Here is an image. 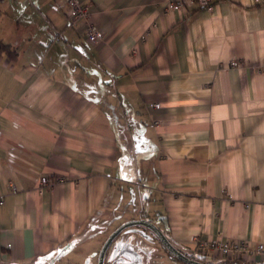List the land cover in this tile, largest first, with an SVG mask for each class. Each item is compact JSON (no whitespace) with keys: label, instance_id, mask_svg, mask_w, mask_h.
I'll use <instances>...</instances> for the list:
<instances>
[{"label":"crops","instance_id":"1","mask_svg":"<svg viewBox=\"0 0 264 264\" xmlns=\"http://www.w3.org/2000/svg\"><path fill=\"white\" fill-rule=\"evenodd\" d=\"M170 1L85 0L93 43L66 0H0V264H98L138 218L264 244V0Z\"/></svg>","mask_w":264,"mask_h":264},{"label":"built area","instance_id":"2","mask_svg":"<svg viewBox=\"0 0 264 264\" xmlns=\"http://www.w3.org/2000/svg\"><path fill=\"white\" fill-rule=\"evenodd\" d=\"M201 6L210 7L213 0H197ZM258 2L259 0H255ZM184 5L183 0L170 1L168 7H181ZM66 9L69 17L73 22L84 20L86 25V36L89 41L96 43L100 39V31L97 26L90 21V6L85 0H66ZM233 65H240L239 61H232ZM159 107V103L153 104ZM50 182V178L41 177V186ZM4 203L3 195H0V205ZM196 252L199 255L207 257L210 255L214 259L232 260L239 259L241 261L243 255L251 256L254 254L264 255V244L260 243L256 248H251L245 240L227 239L224 237H216L212 239L198 240L196 244Z\"/></svg>","mask_w":264,"mask_h":264},{"label":"rangeland","instance_id":"3","mask_svg":"<svg viewBox=\"0 0 264 264\" xmlns=\"http://www.w3.org/2000/svg\"><path fill=\"white\" fill-rule=\"evenodd\" d=\"M138 230L147 231L151 233L153 243H149L147 242V240L145 241L141 236H139L137 234ZM122 247H130L133 248L135 251L131 253L128 259H126V257H118V259L113 262V255L117 250ZM157 248H162L168 256L172 257L170 253L165 249V247L161 244V242L158 240V238L153 235L150 229L146 228L143 225L129 226L122 230L121 233L116 236V238L110 245L106 253L105 264H110V262H112V264H154L153 256L157 255ZM172 261L173 263L177 264H185L175 259L174 257H172ZM210 262L213 264L221 263L206 259V263Z\"/></svg>","mask_w":264,"mask_h":264},{"label":"water","instance_id":"4","mask_svg":"<svg viewBox=\"0 0 264 264\" xmlns=\"http://www.w3.org/2000/svg\"><path fill=\"white\" fill-rule=\"evenodd\" d=\"M133 225H143L146 228L150 229L159 239L161 244L170 252L172 253L179 261L185 263V264H209L206 262H203L199 259H195L190 257L188 254L181 251L179 248H177L167 237V235L164 233L160 227H158L152 220L147 218H138V219H129L121 223L118 227H116L107 237V239L104 241L98 255V264H105V256L108 248L110 247L113 240L118 236L122 230L129 226ZM233 264H264V260L261 261H252V262H238Z\"/></svg>","mask_w":264,"mask_h":264},{"label":"trees","instance_id":"5","mask_svg":"<svg viewBox=\"0 0 264 264\" xmlns=\"http://www.w3.org/2000/svg\"><path fill=\"white\" fill-rule=\"evenodd\" d=\"M0 49H7V50H9V46L8 45H6V44H4L3 42H0ZM155 235V234H154ZM166 235H167V237L170 239V237H169V235L166 233ZM156 236V235H155ZM157 237V236H156ZM170 241H171V239H170ZM166 249V248H165ZM167 250V249H166ZM168 251V250H167ZM169 252V251H168ZM170 253V252H169ZM170 255L172 256V257H174L175 259H177L172 253H170ZM190 257H192V258H195V259H199V260H201V261H203V262H206V257H204V256H202V255H199V254H197V252H195V253H192V254H188ZM178 260V259H177ZM209 264H213V263H209ZM217 264H230V262L228 261V260H224V262H221V263H217Z\"/></svg>","mask_w":264,"mask_h":264},{"label":"flooded vegetation","instance_id":"6","mask_svg":"<svg viewBox=\"0 0 264 264\" xmlns=\"http://www.w3.org/2000/svg\"><path fill=\"white\" fill-rule=\"evenodd\" d=\"M240 262H242V261H240Z\"/></svg>","mask_w":264,"mask_h":264}]
</instances>
